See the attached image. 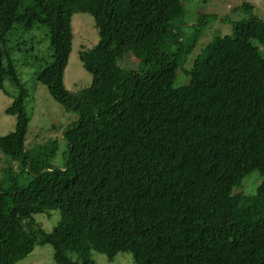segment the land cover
<instances>
[{
	"label": "trees",
	"instance_id": "1",
	"mask_svg": "<svg viewBox=\"0 0 264 264\" xmlns=\"http://www.w3.org/2000/svg\"><path fill=\"white\" fill-rule=\"evenodd\" d=\"M240 8L189 66L208 17L183 34L182 0H0V90L15 117L0 135V264L44 244L56 264H95L92 251L132 264H264V20L251 2ZM77 12L98 39L78 52L91 81L73 92L64 72ZM128 45L149 46L150 64L121 67ZM16 63L77 113L60 139L25 146L31 92ZM178 73L188 80L176 85ZM52 211L46 230L34 215Z\"/></svg>",
	"mask_w": 264,
	"mask_h": 264
},
{
	"label": "rangeland",
	"instance_id": "2",
	"mask_svg": "<svg viewBox=\"0 0 264 264\" xmlns=\"http://www.w3.org/2000/svg\"><path fill=\"white\" fill-rule=\"evenodd\" d=\"M186 7V15L184 22L177 24L176 29L184 33H189L193 29V25L200 15L208 17L207 23L204 25L202 35L199 37L194 49L188 56L189 66L195 56L202 50L215 34H229L230 20L239 19L246 16L243 9L240 8L242 2H251L254 5L253 11L264 20V0H182ZM199 14V15H198ZM200 16V17H199ZM73 32L72 51L69 55L68 63L64 72V84L70 91H77L87 86L91 81V75L87 72L78 57V52L83 48L91 47L98 39L97 28L94 25L93 17L84 12L73 14L71 20ZM37 41H41V48L47 50L48 40L45 31L41 29L33 32ZM41 49V51H42ZM264 51V46H261ZM150 47H135L128 45L124 50L123 56L118 59L121 67L133 68V65L150 64ZM47 52V51H46ZM45 53V52H44ZM130 61H134L130 63ZM18 72L25 82L27 89L31 92L26 102L27 110L31 114L30 121L25 136V146L30 147L35 143H43L48 139L61 138L62 132L71 121L77 118V113L66 110L61 104L56 102L49 94L45 85L33 79L34 66L31 64L16 63ZM136 67V66H135ZM188 80L183 73H178L175 84L180 85ZM11 94L14 93L12 87L8 88ZM12 102L10 94H4L0 90V135L6 134L13 130L15 117L8 115L4 109ZM64 143L60 142L58 150L52 159L54 166L60 167L64 164ZM9 157L0 151V171L2 166L8 162ZM256 175L255 172L251 173ZM254 176L243 179V189L252 190L256 184ZM1 177V172H0ZM23 178L19 177L18 183L21 184ZM52 215L39 213L34 215L41 226L50 230L56 223L58 212L52 211ZM92 257L95 264H132V256L127 252H119L113 261H108L106 257L97 252L92 251ZM16 264H56L52 259V247L49 244L35 246L33 251L19 260Z\"/></svg>",
	"mask_w": 264,
	"mask_h": 264
}]
</instances>
